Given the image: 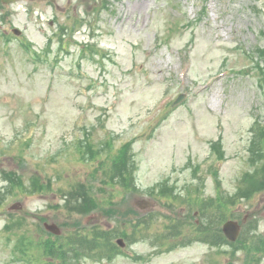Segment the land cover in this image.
<instances>
[{
  "label": "rangeland",
  "instance_id": "374dc122",
  "mask_svg": "<svg viewBox=\"0 0 264 264\" xmlns=\"http://www.w3.org/2000/svg\"><path fill=\"white\" fill-rule=\"evenodd\" d=\"M0 264H264V0L0 1Z\"/></svg>",
  "mask_w": 264,
  "mask_h": 264
},
{
  "label": "trees",
  "instance_id": "16d2710c",
  "mask_svg": "<svg viewBox=\"0 0 264 264\" xmlns=\"http://www.w3.org/2000/svg\"><path fill=\"white\" fill-rule=\"evenodd\" d=\"M125 153H126V151H125ZM122 157H123V154H120L119 155V158L117 159L116 165L121 168L122 177H123L124 180H127V179L129 180V177H131L130 180H132V179H134V172H135L136 168L133 167V163H130L129 160H124V163H122V161H123ZM117 170H118V168H117ZM96 207H97V205H96ZM218 218H219L218 219L219 224H221L225 220L224 217H222V218L221 217H218ZM97 232H99V231H97ZM94 236L96 238L106 237L105 235H100L98 233H96ZM212 243L213 244H219V240L218 239H215V240H213ZM256 250L259 251V252L261 251L260 248H258V247H257ZM57 251H59V250H57ZM53 253H54L53 248H51V254H53ZM82 253H83V255H86L85 252L81 251V254ZM76 254H80V252L79 251H76ZM67 255L68 254H66L65 252L64 253L63 252H59L58 253V259L59 260H62V262L63 261H67V258L69 259V256H70V255H68V256ZM109 255H111V253H108V256Z\"/></svg>",
  "mask_w": 264,
  "mask_h": 264
},
{
  "label": "water",
  "instance_id": "95a60500",
  "mask_svg": "<svg viewBox=\"0 0 264 264\" xmlns=\"http://www.w3.org/2000/svg\"><path fill=\"white\" fill-rule=\"evenodd\" d=\"M15 33L17 35L20 34L19 30H15ZM183 99V97H180V99L177 101L180 102ZM47 229L50 230L51 232L55 233V234H59V229L56 225H46ZM240 225L238 222L236 221H228L224 224L223 230L225 235L227 236L228 239H230L231 241H236L239 237L240 234Z\"/></svg>",
  "mask_w": 264,
  "mask_h": 264
},
{
  "label": "flooded vegetation",
  "instance_id": "af4514ba",
  "mask_svg": "<svg viewBox=\"0 0 264 264\" xmlns=\"http://www.w3.org/2000/svg\"><path fill=\"white\" fill-rule=\"evenodd\" d=\"M3 4L13 3L14 0H0Z\"/></svg>",
  "mask_w": 264,
  "mask_h": 264
}]
</instances>
